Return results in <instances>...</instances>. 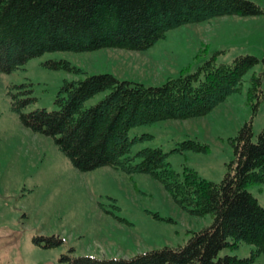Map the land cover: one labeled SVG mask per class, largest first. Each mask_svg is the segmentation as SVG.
Returning a JSON list of instances; mask_svg holds the SVG:
<instances>
[{"label": "rangeland", "instance_id": "rangeland-1", "mask_svg": "<svg viewBox=\"0 0 264 264\" xmlns=\"http://www.w3.org/2000/svg\"><path fill=\"white\" fill-rule=\"evenodd\" d=\"M253 1L264 6V0ZM218 48L220 52L213 53ZM242 53L254 55L257 61L242 74L237 89L208 112L128 128L129 136L139 137L127 154L159 146L175 171L189 167L218 181L232 157L231 139L238 128L248 121L255 136L264 123V13L183 23L143 49L43 51L10 71H0V264H64L61 254L127 258L162 245H182L193 230L212 219L209 213H190L147 173H127L109 165L77 169L51 135L22 124L10 105L12 93L31 97L21 107L23 112L54 109L56 95H64L59 91L64 78L110 72L117 78L157 84L180 71H193L212 55L215 63H226ZM50 58L67 59L80 70L50 68L44 64ZM252 74L259 78L253 86ZM106 92L85 98L82 107ZM186 138L208 147L178 149V142ZM138 158L135 155L133 161ZM246 188L264 205V182H251ZM44 236H54L55 242L44 245ZM253 248L239 241L235 248H220L217 256H246ZM255 262L264 264V253L255 256Z\"/></svg>", "mask_w": 264, "mask_h": 264}, {"label": "trees", "instance_id": "trees-1", "mask_svg": "<svg viewBox=\"0 0 264 264\" xmlns=\"http://www.w3.org/2000/svg\"><path fill=\"white\" fill-rule=\"evenodd\" d=\"M264 6L253 0H0V71H10L28 58L49 50H92L99 47L143 49L177 25L219 15H255ZM215 49L213 53H219ZM257 58L235 55L230 62H214V55L191 72H178L157 84L117 78L110 72L86 73L63 79L54 102L57 107L21 111L31 98L12 93L11 107L22 124L49 134L80 170L109 165L124 172H143L158 179L167 192L190 213H209L211 222L193 230L179 246L162 245L127 258L92 254H61L64 264H257L264 253V205L246 188L264 182V123L253 136L248 121L232 137V157L218 181L194 169L175 171L159 146H145L127 154L139 136L128 128L164 118H185L208 112L237 89L242 74ZM50 68L78 71L67 59H47ZM252 86L258 75L252 74ZM107 92L82 107L97 91ZM178 149L206 150L195 138L181 140ZM139 158L133 161V157ZM44 236V245L55 242ZM36 240V238H33ZM57 240V238H56ZM251 243L249 255L217 251Z\"/></svg>", "mask_w": 264, "mask_h": 264}]
</instances>
